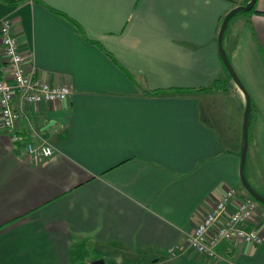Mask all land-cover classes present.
<instances>
[{
	"label": "crops",
	"instance_id": "obj_1",
	"mask_svg": "<svg viewBox=\"0 0 264 264\" xmlns=\"http://www.w3.org/2000/svg\"><path fill=\"white\" fill-rule=\"evenodd\" d=\"M246 2L0 0L34 75L73 92L30 110L55 147L43 164L0 126V264H105L88 260L110 251L134 264H264V241H226L217 259L187 249L227 189L247 195L246 98L218 52L225 16ZM246 13L223 46L251 99L245 173L264 196V0ZM2 50L0 37V79ZM256 220L264 237L261 207Z\"/></svg>",
	"mask_w": 264,
	"mask_h": 264
},
{
	"label": "built area",
	"instance_id": "obj_2",
	"mask_svg": "<svg viewBox=\"0 0 264 264\" xmlns=\"http://www.w3.org/2000/svg\"><path fill=\"white\" fill-rule=\"evenodd\" d=\"M0 37L8 66L7 77L0 79V126L33 164H43L55 154V147L34 126L30 110L41 105L52 107L69 99L72 89L66 84L50 85L34 75L35 68L21 51L12 20L1 21ZM259 207L253 197H238L236 189H227L188 236L187 249L217 259V248L226 241L261 245L264 237L256 220Z\"/></svg>",
	"mask_w": 264,
	"mask_h": 264
},
{
	"label": "water",
	"instance_id": "obj_3",
	"mask_svg": "<svg viewBox=\"0 0 264 264\" xmlns=\"http://www.w3.org/2000/svg\"><path fill=\"white\" fill-rule=\"evenodd\" d=\"M257 0H250L246 5H241L233 8L224 18L219 34H218V52L219 56L227 69L231 79L235 82V84L239 87V89L243 92L246 98V108L244 112V124H243V145H242V150H241V163H240V179L243 187L245 190L248 192V194L253 197L257 202L260 204L264 205V196L261 195L249 182L246 173H245V165H246V159H247V150H248V134H249V127H250V122H251V108H252V103L250 96L245 89L243 83L239 79L237 73L233 69L230 60L227 56V53L225 51V48L223 46V41H224V35L225 32L228 28V25L230 21L233 19V17L238 14L239 12H248L251 11Z\"/></svg>",
	"mask_w": 264,
	"mask_h": 264
},
{
	"label": "rangeland",
	"instance_id": "obj_4",
	"mask_svg": "<svg viewBox=\"0 0 264 264\" xmlns=\"http://www.w3.org/2000/svg\"><path fill=\"white\" fill-rule=\"evenodd\" d=\"M247 14L248 13H246V12H239L232 20H234L236 18H243ZM259 206L264 210V206H262L260 204H259ZM88 261H92L91 263H93L95 261H100V263H101V262L104 261L105 264H134L133 262H131L128 259L124 258L123 255H122V258L119 261L116 258V254H113V251L106 252V255L99 254V256L97 258H95L94 260L93 259H90Z\"/></svg>",
	"mask_w": 264,
	"mask_h": 264
},
{
	"label": "trees",
	"instance_id": "obj_5",
	"mask_svg": "<svg viewBox=\"0 0 264 264\" xmlns=\"http://www.w3.org/2000/svg\"><path fill=\"white\" fill-rule=\"evenodd\" d=\"M249 1H250V0H247V2H246L245 4H247ZM236 15H237V14H236ZM236 15H235V16H236ZM235 16H234V17H235ZM234 17H233V18H234ZM218 81H219V80H215V81L213 82L211 88H212V87L216 88V87L218 86ZM208 89H210V88H207V90H208ZM157 94H158V93H157ZM247 195H249L248 192H247ZM249 196H250V195H249ZM258 204H260V203L258 202ZM260 205H262V204H260ZM262 206H264V205H262Z\"/></svg>",
	"mask_w": 264,
	"mask_h": 264
}]
</instances>
